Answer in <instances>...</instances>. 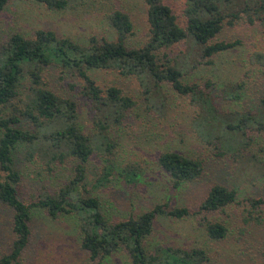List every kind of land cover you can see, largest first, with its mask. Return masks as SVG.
<instances>
[{
    "label": "trees",
    "instance_id": "trees-1",
    "mask_svg": "<svg viewBox=\"0 0 264 264\" xmlns=\"http://www.w3.org/2000/svg\"><path fill=\"white\" fill-rule=\"evenodd\" d=\"M12 1L0 0V13ZM33 1L52 10L66 9L70 3V0ZM144 1L149 37L141 46L129 45L134 23L130 15L119 8L111 9L106 15L115 32L114 39L92 36L83 44L60 36L54 30L38 29L31 37L21 32L12 33L0 45V207L7 206L13 211L14 234L10 251L0 257V264L20 263L31 239L30 221L35 208L45 209L53 218L66 215L75 219L81 245L89 254V264H101L121 251L127 253L130 264H212L205 248L151 242L158 217L185 218L192 214L189 207L159 203L138 216L118 219L107 214L99 197L83 191L91 156L100 151L111 160L119 145L114 130L121 127L127 113L137 105L135 98L119 87H101L90 72L115 69L132 75L144 88L147 101L155 104L159 99L156 93L169 85L189 96L200 108L194 126L219 155L231 154L238 161L245 158L256 161L251 150L256 135H264V97L254 109L222 113L215 106L214 98L199 84L184 81L185 65L190 62L166 50L189 40L193 47L191 58L198 56L211 61L215 55L239 44L238 41H214L224 25H234L244 15L248 22L255 23L257 12L264 13V0L246 2L254 7L239 6L236 0H187L186 27L179 23L165 0ZM257 53V60L264 65L263 54ZM48 67L60 68L82 79L81 93L91 104V132L87 133L80 122L77 102L55 92L43 80ZM244 86L243 81L226 85L227 98L241 100ZM23 120L25 125H21ZM19 150L25 151L30 161L39 158L51 171L54 163L74 161V176L54 193H45L40 199L25 203L18 189L22 182V172L17 167ZM157 164L170 177L175 189L198 180L205 172L201 159L177 151L161 153ZM106 166L97 180L98 185L109 180L112 168ZM124 176L128 182L139 178L134 169H125ZM237 196L235 188L223 184H214L209 190L199 213L203 214V226L210 239H224L228 227L209 214L236 203ZM262 204L263 198L251 199L254 208Z\"/></svg>",
    "mask_w": 264,
    "mask_h": 264
},
{
    "label": "rangeland",
    "instance_id": "rangeland-1",
    "mask_svg": "<svg viewBox=\"0 0 264 264\" xmlns=\"http://www.w3.org/2000/svg\"><path fill=\"white\" fill-rule=\"evenodd\" d=\"M186 1L165 0L184 27ZM236 1L239 6L254 7L246 3L250 0ZM114 8L126 11L134 23L129 45H143L149 37L144 0H70L63 10H52L33 0H14L0 13V45L12 33L21 32L31 37L38 29L54 30L60 36L83 44L92 36L114 39L115 32L106 18ZM257 13L255 23L248 22L244 15L234 25H224L214 41H238L239 44L215 55L211 61L198 56L191 58L193 47L189 40L166 50L190 62L185 65L184 81L199 84L214 98L215 106L222 113L254 109L264 97V65L257 60V52L264 56V13ZM90 73L101 87L115 85L133 96L137 105L127 113L121 127L114 130L119 145L111 160L100 151L91 156L83 191L99 197L107 214L118 219L138 216L159 203L187 206L192 212L188 217L157 218L151 236L153 244L205 248L212 264H264V204L257 208L251 205V199H264V135L257 134L252 146L251 154L256 161L247 158L238 161L231 154L219 155L194 126L200 108L189 96L164 85L156 93L159 99L155 104L147 101L144 88L132 75L115 69H96ZM43 80L55 92L77 102L80 122L87 133L91 132V104L81 93L82 79L60 68L48 67ZM240 81L245 84L241 100L227 98L225 86ZM25 124L23 120L21 125ZM165 151L201 159L205 166L203 176L180 189L173 188L170 177L157 164L159 155ZM17 155V167L22 172L19 197L25 203L30 204L45 193H54L74 176V161L54 163L51 171L39 158L28 160L25 151L19 150ZM106 165L111 166V175L108 181L98 185L97 180ZM125 169L136 170L139 178L128 182ZM214 184L235 188L238 194L236 203L209 214L228 227V235L218 241L207 236L203 214L199 213L201 203ZM12 217L9 207H0V257L10 251L14 239ZM30 225L31 239L19 264H89V254L81 245L82 239L72 217L53 218L45 209L35 208ZM101 264H130V260L127 253L121 251Z\"/></svg>",
    "mask_w": 264,
    "mask_h": 264
}]
</instances>
